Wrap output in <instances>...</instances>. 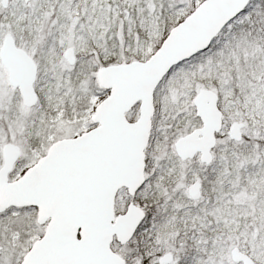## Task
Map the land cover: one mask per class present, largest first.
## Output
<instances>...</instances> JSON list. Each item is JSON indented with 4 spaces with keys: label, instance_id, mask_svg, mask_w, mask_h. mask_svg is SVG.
<instances>
[{
    "label": "snow or ice",
    "instance_id": "obj_1",
    "mask_svg": "<svg viewBox=\"0 0 264 264\" xmlns=\"http://www.w3.org/2000/svg\"><path fill=\"white\" fill-rule=\"evenodd\" d=\"M0 264H264V0H0Z\"/></svg>",
    "mask_w": 264,
    "mask_h": 264
}]
</instances>
